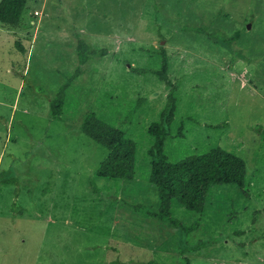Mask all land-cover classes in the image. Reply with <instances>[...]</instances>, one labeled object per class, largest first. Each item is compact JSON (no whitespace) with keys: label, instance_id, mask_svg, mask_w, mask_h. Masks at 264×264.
I'll return each mask as SVG.
<instances>
[{"label":"rangeland","instance_id":"rangeland-1","mask_svg":"<svg viewBox=\"0 0 264 264\" xmlns=\"http://www.w3.org/2000/svg\"><path fill=\"white\" fill-rule=\"evenodd\" d=\"M78 34L108 55L81 65ZM163 50L178 86L170 161L223 148L248 166L246 188L213 185L202 212L172 201L187 234L156 215L150 181L149 129L171 92ZM66 84L57 120L50 100ZM89 114L138 143L133 181L97 175L109 151L83 133ZM187 258L264 264V0H28L18 28L0 23V264Z\"/></svg>","mask_w":264,"mask_h":264},{"label":"trees","instance_id":"trees-1","mask_svg":"<svg viewBox=\"0 0 264 264\" xmlns=\"http://www.w3.org/2000/svg\"><path fill=\"white\" fill-rule=\"evenodd\" d=\"M27 3L28 0H1L0 23L4 27L18 28ZM77 38L81 65L108 55L107 48L93 47L82 34H78ZM216 40L218 44L233 51L228 39L218 37ZM17 48L21 52H26V48L21 43H17ZM162 57V65L156 73L171 87V92L168 95V104L162 121L153 123L149 129V133L155 138L154 146L150 150L153 158L150 181L158 188L160 199V209L156 215L172 222L181 234H187L189 229L172 216V201L177 199L187 210L202 212L206 207L210 187L213 185L234 184L244 190L247 183L248 166L243 158L223 148H215L205 154L190 156L177 162L170 161L165 152V144L172 137L170 128L175 120L178 107V86L169 74L170 63L167 51L163 50ZM135 71L144 73L147 70L136 68ZM23 79L37 93L46 94L26 76H23ZM67 89L68 84L64 85L58 95L50 100L52 115L57 120L62 119L65 110ZM82 130L94 142L109 151L108 156L97 169L99 177L125 181H133L136 178L138 143L135 140L127 137L122 130L96 114H89L86 117ZM139 208L151 212L148 208L142 206ZM144 264L157 263L152 260ZM185 264H191L189 258L186 259Z\"/></svg>","mask_w":264,"mask_h":264},{"label":"water","instance_id":"water-1","mask_svg":"<svg viewBox=\"0 0 264 264\" xmlns=\"http://www.w3.org/2000/svg\"><path fill=\"white\" fill-rule=\"evenodd\" d=\"M249 28H251V25H249Z\"/></svg>","mask_w":264,"mask_h":264}]
</instances>
